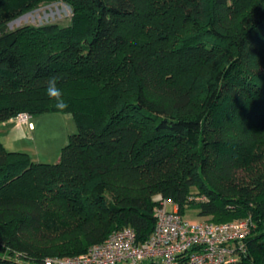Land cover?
I'll use <instances>...</instances> for the list:
<instances>
[{"label": "trees", "instance_id": "1", "mask_svg": "<svg viewBox=\"0 0 264 264\" xmlns=\"http://www.w3.org/2000/svg\"><path fill=\"white\" fill-rule=\"evenodd\" d=\"M12 1L0 124L61 112L77 132L56 164L0 135V264L76 257L126 228L143 243L157 196L215 223L251 218L231 264H264V0H55L69 27L10 30ZM53 76L63 110L45 92Z\"/></svg>", "mask_w": 264, "mask_h": 264}, {"label": "built area", "instance_id": "2", "mask_svg": "<svg viewBox=\"0 0 264 264\" xmlns=\"http://www.w3.org/2000/svg\"><path fill=\"white\" fill-rule=\"evenodd\" d=\"M30 116L21 113L20 123ZM156 227L143 243L136 240L135 231L126 228L112 234L76 257L49 259L46 264H231L246 251V240L256 225L251 218L215 223L190 220L179 213L178 205L157 196ZM173 204L170 211L168 205Z\"/></svg>", "mask_w": 264, "mask_h": 264}, {"label": "rangeland", "instance_id": "3", "mask_svg": "<svg viewBox=\"0 0 264 264\" xmlns=\"http://www.w3.org/2000/svg\"><path fill=\"white\" fill-rule=\"evenodd\" d=\"M30 1L13 0L10 2L8 6L10 13L8 27L10 30L23 26L41 27L51 24L64 28L72 24L74 15L69 5L55 0H42L33 4ZM25 7L27 8L25 9ZM30 121L34 126L32 129L29 128L28 123L22 125L24 137L18 143L19 146H22V149L19 150L28 153L37 163H58L62 148L69 142V136L77 132L74 117L67 113L46 112L31 117ZM0 131H2L1 125ZM4 140L10 149V144L5 136ZM168 209L171 211L173 204H169ZM185 217L195 221L203 220L199 216V211L193 209L187 210Z\"/></svg>", "mask_w": 264, "mask_h": 264}, {"label": "crops", "instance_id": "4", "mask_svg": "<svg viewBox=\"0 0 264 264\" xmlns=\"http://www.w3.org/2000/svg\"><path fill=\"white\" fill-rule=\"evenodd\" d=\"M24 123H19L16 119H11L6 122L1 123L2 131H0L1 140L4 146L9 151H21L22 146H19L18 143L24 137L22 125ZM29 126V125H28ZM30 128V127H29ZM5 134V135H4ZM4 136L7 138L8 144L11 148L9 149L8 146L5 144Z\"/></svg>", "mask_w": 264, "mask_h": 264}, {"label": "clouds", "instance_id": "5", "mask_svg": "<svg viewBox=\"0 0 264 264\" xmlns=\"http://www.w3.org/2000/svg\"><path fill=\"white\" fill-rule=\"evenodd\" d=\"M58 77H50L47 81V87L45 89L46 95L50 100L55 101V107L59 110H63L68 107L67 102L64 99L63 91L58 87Z\"/></svg>", "mask_w": 264, "mask_h": 264}]
</instances>
